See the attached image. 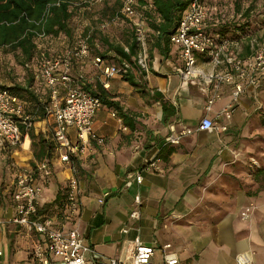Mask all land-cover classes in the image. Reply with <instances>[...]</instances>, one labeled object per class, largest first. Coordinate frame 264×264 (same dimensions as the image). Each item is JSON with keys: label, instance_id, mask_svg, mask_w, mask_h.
I'll list each match as a JSON object with an SVG mask.
<instances>
[{"label": "crops", "instance_id": "1", "mask_svg": "<svg viewBox=\"0 0 264 264\" xmlns=\"http://www.w3.org/2000/svg\"><path fill=\"white\" fill-rule=\"evenodd\" d=\"M49 38L45 45L36 40L29 67L17 73L9 66L1 67L0 74L10 71L27 87L29 77L38 75L42 52L60 57L76 47L73 40V45L62 42L59 50L52 43L60 37L45 40ZM153 42L151 38L148 45L149 70L141 71L138 65L129 70L137 86L124 81L121 74L108 78L104 68L115 63L106 59L96 65L100 53L94 55L92 47L88 58L70 59L76 85L90 93L102 85L122 108L102 105L97 111L93 127L105 139L103 143L94 141L70 163L63 162L55 141V120L46 115L33 122L34 140L26 137L19 148L0 146V264H44L33 255L44 236L10 221L16 211L17 176L44 160L53 174L48 180L37 176L44 187L40 212L48 210L58 230L76 228L103 262L115 258L121 264H132L139 237L158 248L153 258L157 264H166L161 248L167 243L171 244L167 253L177 255L178 264H264V86L256 89L247 83L245 93L235 101L231 84L218 87L216 81L209 83L204 78L193 82L179 73L184 64L178 45L171 43L170 50L162 53L151 51ZM241 56L249 57L243 48ZM199 60L206 74L213 72L211 64L202 57ZM30 89L40 92L38 85ZM157 95L174 110L167 118ZM231 106L234 111L228 119L222 112ZM205 117L227 130H199ZM184 129L193 132L179 144L168 141ZM68 132L76 142V130ZM41 141L44 154L39 156ZM138 173L143 176L141 184ZM72 179L77 180L78 210L74 214L68 203L63 210L55 203L59 195L68 194ZM106 192L110 196L100 203ZM137 195L141 204L135 202ZM246 207H252V212L243 220L241 212ZM135 210L140 219L130 217ZM46 258L49 264H59L53 254L47 253ZM87 264H94L90 256Z\"/></svg>", "mask_w": 264, "mask_h": 264}, {"label": "built area", "instance_id": "2", "mask_svg": "<svg viewBox=\"0 0 264 264\" xmlns=\"http://www.w3.org/2000/svg\"><path fill=\"white\" fill-rule=\"evenodd\" d=\"M102 0H90L99 2ZM136 0H125L122 13L134 20V29L140 45L136 58L137 65L141 71L149 70L148 45L150 29L147 28L143 16L136 9ZM210 8L204 0H193L185 11L175 32L171 35V43L180 47L183 67L177 71L185 78L195 82L204 78L209 83L217 82L219 87L223 83L233 86L234 100L238 101L245 93L247 83L256 89L264 86V46L259 45L255 39L251 40L252 54L243 58L241 56L242 45L239 40H221L213 35L209 28L213 20ZM45 34L39 35L38 39H45ZM128 51V48H126ZM91 47L87 37H80L76 47L66 56L53 57L42 52L38 61V78L49 88L50 104L46 107L47 116L55 120V141L57 150L60 151L61 161L70 163L73 156L84 153L92 142L103 143L105 139L94 131V119L97 111L103 103L100 97L93 95L84 88L76 85V80L71 74L72 57L79 60L90 56ZM213 67V72L206 74L200 67L199 58ZM106 60L101 56L95 58V64L100 66ZM29 67V64L26 65ZM223 68V70H220ZM131 64L123 61L121 65L107 64L104 74L112 78L117 74L128 73ZM65 94L62 95V92ZM217 97V96H216ZM215 97L207 106L210 110ZM234 108L225 109L222 114L226 118H232ZM115 114V113H114ZM21 125L26 129L33 127L32 117L26 113L24 102L7 87H0V146L19 148L29 134L23 133ZM76 130L77 141L74 142L69 136L68 130ZM199 130L215 131L227 130L226 126L217 125L209 117L203 118ZM191 129L182 130L177 136L168 138L172 144H179L184 136L191 134ZM53 174L49 162L44 160L36 167L24 168L14 182V199L16 211L10 221L26 228L28 231H36L44 236L45 241L37 243L33 255L44 264H49L47 253L59 258V264H87L90 256L94 264H121L117 259L108 262L101 261L95 249L86 244L76 228L67 232L54 227L50 217L39 215L40 201L43 196L44 187L37 182L40 175L48 180ZM139 184L143 176H136ZM131 183L128 182L127 185ZM77 180L72 179L67 194V203L74 214L78 210V199L75 193ZM110 196L106 192L99 198L100 203ZM135 202L141 204L140 195L135 197ZM252 207H246L241 212V219L248 220L251 216ZM130 217L140 219V212H131ZM128 232V228L123 230ZM171 244H165L161 249L164 252L166 264H178L177 255L167 253ZM156 246L146 245L140 238L135 239V253L132 264H157L153 258L157 251ZM1 254V252H0ZM237 264H250L249 262H238Z\"/></svg>", "mask_w": 264, "mask_h": 264}, {"label": "trees", "instance_id": "3", "mask_svg": "<svg viewBox=\"0 0 264 264\" xmlns=\"http://www.w3.org/2000/svg\"><path fill=\"white\" fill-rule=\"evenodd\" d=\"M136 9L141 13L148 29H150V37L154 39L151 46L152 50H159L160 52H168L171 47V35L178 27L185 11L190 6L193 0H136ZM125 0H119L120 9L117 15L120 20L127 23L130 27V33L125 37L124 44L113 43L108 39L103 38V42L108 46L109 51L115 53L114 56H109L101 53L102 59L112 60L116 65H121L123 61L129 62L132 66L137 67L136 58L140 50V45L134 29V20L128 18L120 10L124 6ZM88 7L90 0H0V51L3 53L19 52L23 61H20L21 67L25 68L28 62L32 60L36 52V40L39 35L45 34L47 37H58L61 34L67 37H72L73 30L70 27V22L74 14V7ZM250 10L243 13L246 22L244 24L230 25L225 22H220L213 19L209 31L215 35L219 41L227 40H240L242 35L247 34L250 22ZM84 37L88 38L90 47L94 45L96 38L95 34H90L87 30ZM250 43V41H249ZM246 46L245 54H251V45ZM128 48V51L126 50ZM19 57V55H18ZM38 64V62H37ZM3 63H0V70ZM140 69V68H139ZM12 72V71H11ZM7 74L14 82L13 86L0 85V87H7L13 93L20 97L26 107V113L32 117V121L45 117L46 107L50 104V91L49 88L36 76L32 74L28 79V86H22L21 81L12 77L10 71ZM123 80L130 83L132 86H137L136 78L132 72L122 74ZM39 82L37 83V81ZM40 83V84H39ZM38 85L40 92L36 93L31 91L30 87ZM86 90V89H85ZM87 91V90H86ZM89 92V91H88ZM93 95L101 98L103 105L111 109L120 111L122 108L120 103L109 96L107 90L102 85H98ZM157 99L161 101L164 116L173 114L174 110L165 101L162 96L157 95ZM123 120L127 125H131V119L123 114ZM23 133H28L31 139H35L36 135L32 132V127L26 129L21 125ZM42 143V141H41ZM44 145L39 152V156L44 154ZM38 156V158H39ZM58 209L63 210L67 205V193L59 195L56 202ZM60 206V207H59ZM49 217L48 210L46 211ZM40 212L39 215L46 214Z\"/></svg>", "mask_w": 264, "mask_h": 264}, {"label": "rangeland", "instance_id": "4", "mask_svg": "<svg viewBox=\"0 0 264 264\" xmlns=\"http://www.w3.org/2000/svg\"><path fill=\"white\" fill-rule=\"evenodd\" d=\"M207 7L210 8L213 18L220 22H225L230 25L244 24L246 22L243 13L250 10V22L249 28L246 29L247 34H241V45L245 50L249 41L255 39L259 45L264 46V0H204ZM120 9L119 0H102L99 2H92L88 7H74V14L70 22V27L73 30L72 37L66 35L59 36L60 38L55 39L52 43L55 48L62 49V42L65 45L72 44L73 40H78L80 37H84L87 30H90V34H95L96 38L94 41L93 54L105 53L109 56H114L113 51H109L108 46L103 42V38L108 39L113 43L124 44L125 37L130 33V27L127 23L120 20L117 15ZM122 12V10H120ZM66 36V37H65ZM50 39V38H49ZM40 44H47L50 40L39 39ZM250 45V43H249ZM19 55V57H18ZM3 68L9 66L10 68L17 69L21 68L20 61L23 58L19 52L15 53L8 51L3 53ZM112 61V60H110ZM115 62V61H114ZM7 64V65H6ZM9 72V71H7ZM14 78H19L15 75ZM14 82L7 74H0V85L13 86Z\"/></svg>", "mask_w": 264, "mask_h": 264}]
</instances>
